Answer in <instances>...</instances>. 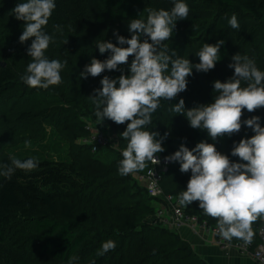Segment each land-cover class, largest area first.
I'll return each mask as SVG.
<instances>
[{
	"label": "trees",
	"instance_id": "trees-1",
	"mask_svg": "<svg viewBox=\"0 0 264 264\" xmlns=\"http://www.w3.org/2000/svg\"><path fill=\"white\" fill-rule=\"evenodd\" d=\"M22 0H0V141L12 145L22 136L39 141L45 139V126L52 130L63 149L57 158L30 154L10 155L0 144V165L8 158L24 159L32 156L39 161L31 172L16 170L11 180L0 178V264H67L70 257H78V264H207L175 231L155 222V200L148 196L134 175L118 174L121 159L116 146L122 150L126 141L120 137L125 124L112 123L116 145L108 144L97 152L81 142L88 135L86 125L105 130L93 114V89L99 88L101 76H118L119 71H105L96 77H79L83 66L91 58L104 60L109 53L98 52L96 42L115 43L113 32L129 36L127 23L147 14L148 9H169L171 0H56V8L44 31L53 36L45 55L64 62L61 81L47 89L28 87L21 76L31 57L18 41L24 25L14 18L12 8ZM187 18L178 20L172 36L165 43L177 55L198 62L194 54L203 43L223 39L221 59L208 72L193 69L187 77L186 90L171 101H161L153 113L150 130L161 135L165 157L180 143L191 149L203 140L214 143L216 149L230 160L234 141L252 132L243 124L238 133L218 136L212 141L206 132L191 128L186 118L170 111L171 103L183 98L185 107L205 104L212 98L211 82H222L231 76L227 67L232 55L238 53L253 59L264 70V0H186ZM235 14L240 29L234 30L227 18ZM131 57H129V61ZM127 69L125 67V73ZM259 115L264 124V107L249 113L242 109L241 121ZM41 132V134H40ZM107 133V132H106ZM65 134V140H63ZM58 135L61 136L60 139ZM51 136V137H52ZM114 155H113V154ZM59 156V158H58ZM149 166L134 173L143 172ZM190 173L179 171L176 162H169L160 182L165 193L179 197ZM182 206V205H181ZM187 214L195 215L208 225L217 219L206 215L196 201L182 206ZM261 217L251 222V241L258 243L257 228ZM112 239L116 247L104 255H97L103 241ZM232 241L243 239L232 237Z\"/></svg>",
	"mask_w": 264,
	"mask_h": 264
},
{
	"label": "clouds",
	"instance_id": "clouds-1",
	"mask_svg": "<svg viewBox=\"0 0 264 264\" xmlns=\"http://www.w3.org/2000/svg\"><path fill=\"white\" fill-rule=\"evenodd\" d=\"M56 8V0H22L12 8L15 19L23 22L18 41L23 44L32 38L26 48L31 61L21 76L28 87L47 89L61 81L64 62L49 59L45 55L53 36L44 31L49 17ZM186 0H171L169 9H148L144 17L139 13L127 23L129 36L114 31L115 43L98 40L99 53H109L106 59L91 58L83 66L79 77H96L105 71H119L118 76H101L100 87L93 89L92 103L96 124L110 120L125 124L120 137L126 146L120 151L118 174L129 175L145 168L147 162L159 163L157 154L164 152L161 135L150 130L152 115L161 101H171L186 90L187 77L193 69L208 72L221 59L220 48L224 40L203 43L194 54L198 62L177 55L165 41L173 34L178 20L187 18ZM234 30L240 29L235 14L227 18ZM129 57L131 60L129 61ZM125 67L127 69L125 73ZM231 76L223 82H211L213 93L210 102L186 108L183 98L171 103L170 111L183 115L193 129L206 132L215 141L218 136L238 133L241 126L250 129L252 135L241 136L234 141L230 155L219 152L214 143L203 140L189 149L180 143L176 150L164 157L165 162H176L179 171L190 173L178 201L182 206L196 201L206 215L217 219L219 234L224 238H240L249 241L250 228L257 216H264V124L259 115L241 121L242 109L251 113L264 107V70L253 59L235 53L227 65ZM25 148L30 141H24ZM39 161L28 156L24 159L8 158L0 165V178L11 180L16 170L31 172ZM116 247L112 239L103 241L97 255H104ZM78 257H70L67 264H78Z\"/></svg>",
	"mask_w": 264,
	"mask_h": 264
},
{
	"label": "built area",
	"instance_id": "built-area-1",
	"mask_svg": "<svg viewBox=\"0 0 264 264\" xmlns=\"http://www.w3.org/2000/svg\"><path fill=\"white\" fill-rule=\"evenodd\" d=\"M85 128L88 131V135L82 138L81 142L89 145L91 152H97L108 146V144L114 143L109 134L102 129L96 128L89 123ZM157 156L159 163L153 164L149 162V166L143 172L131 173L136 181L145 188L148 196L156 202L152 216L154 221L159 222L170 230L181 226H187L191 229L200 226L203 231L212 234L214 243L220 249L233 248L240 254L247 255L264 264V216L261 217V223L257 228L258 243L256 245L251 240L232 241L231 238H224L219 234L217 225H208L204 221L201 222L197 216L187 214L179 203L177 196L165 193L162 190L160 182L168 168L169 162H165L163 156Z\"/></svg>",
	"mask_w": 264,
	"mask_h": 264
},
{
	"label": "crops",
	"instance_id": "crops-1",
	"mask_svg": "<svg viewBox=\"0 0 264 264\" xmlns=\"http://www.w3.org/2000/svg\"><path fill=\"white\" fill-rule=\"evenodd\" d=\"M172 230L185 240L207 264H262L247 255L240 254L233 248L220 249L214 243L212 234L206 233L200 226L194 229L181 226Z\"/></svg>",
	"mask_w": 264,
	"mask_h": 264
},
{
	"label": "rangeland",
	"instance_id": "rangeland-1",
	"mask_svg": "<svg viewBox=\"0 0 264 264\" xmlns=\"http://www.w3.org/2000/svg\"><path fill=\"white\" fill-rule=\"evenodd\" d=\"M12 95L11 92L6 93V97H10ZM6 97L4 98L3 101H6ZM3 101H0V116L3 114V108L6 106ZM105 126L106 132L109 134V136L112 138L114 141L113 145H116L117 139L114 133V129L112 126V123L110 121H104L103 122ZM1 123H0V130H1ZM45 139L42 141H39V137L37 139H34L31 136H22L20 137L15 144L12 145L11 139L9 142L5 141H0V144L2 146H7L4 147L3 152L9 153L10 155H17V154H30L33 156H40V157H52V158H57V153L61 151L64 147V145L61 143L62 141H56L55 136L51 135V131L53 132H60L58 129L57 130H52L49 126H45ZM41 134V132H40ZM52 136V137H51ZM61 136L58 135V138L60 139ZM28 140L30 141V146L28 148H25L24 141ZM65 140V134L64 138ZM113 150H118L120 153V149L118 146L113 148ZM113 154V153H112ZM114 155V154H113ZM59 158V156H58Z\"/></svg>",
	"mask_w": 264,
	"mask_h": 264
},
{
	"label": "water",
	"instance_id": "water-1",
	"mask_svg": "<svg viewBox=\"0 0 264 264\" xmlns=\"http://www.w3.org/2000/svg\"><path fill=\"white\" fill-rule=\"evenodd\" d=\"M0 65H4V63H3V62H1V63H0Z\"/></svg>",
	"mask_w": 264,
	"mask_h": 264
}]
</instances>
